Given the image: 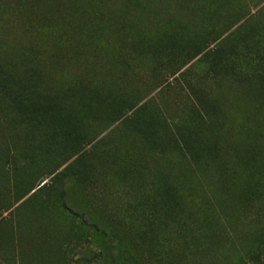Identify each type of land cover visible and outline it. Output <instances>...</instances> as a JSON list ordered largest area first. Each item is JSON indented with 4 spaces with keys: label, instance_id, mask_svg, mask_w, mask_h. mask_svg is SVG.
Segmentation results:
<instances>
[{
    "label": "rangeland",
    "instance_id": "rangeland-1",
    "mask_svg": "<svg viewBox=\"0 0 264 264\" xmlns=\"http://www.w3.org/2000/svg\"><path fill=\"white\" fill-rule=\"evenodd\" d=\"M0 264H264V0H0Z\"/></svg>",
    "mask_w": 264,
    "mask_h": 264
},
{
    "label": "trees",
    "instance_id": "trees-1",
    "mask_svg": "<svg viewBox=\"0 0 264 264\" xmlns=\"http://www.w3.org/2000/svg\"><path fill=\"white\" fill-rule=\"evenodd\" d=\"M231 70H234V68H233V69H231Z\"/></svg>",
    "mask_w": 264,
    "mask_h": 264
}]
</instances>
